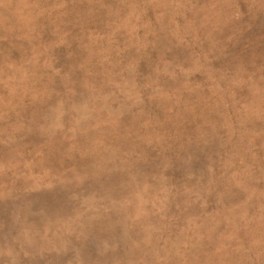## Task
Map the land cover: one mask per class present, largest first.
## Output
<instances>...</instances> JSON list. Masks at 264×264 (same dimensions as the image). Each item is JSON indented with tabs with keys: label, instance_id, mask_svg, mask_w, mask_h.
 I'll list each match as a JSON object with an SVG mask.
<instances>
[{
	"label": "rangeland",
	"instance_id": "1",
	"mask_svg": "<svg viewBox=\"0 0 264 264\" xmlns=\"http://www.w3.org/2000/svg\"><path fill=\"white\" fill-rule=\"evenodd\" d=\"M0 264H264V0H0Z\"/></svg>",
	"mask_w": 264,
	"mask_h": 264
}]
</instances>
